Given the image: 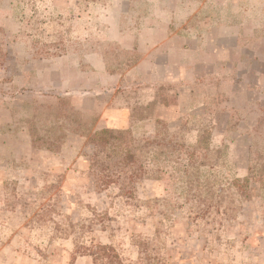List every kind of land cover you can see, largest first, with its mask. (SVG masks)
Wrapping results in <instances>:
<instances>
[{
    "label": "rangeland",
    "instance_id": "374dc122",
    "mask_svg": "<svg viewBox=\"0 0 264 264\" xmlns=\"http://www.w3.org/2000/svg\"><path fill=\"white\" fill-rule=\"evenodd\" d=\"M105 130L144 156L132 199L97 186ZM101 246L264 264V0H0V264Z\"/></svg>",
    "mask_w": 264,
    "mask_h": 264
},
{
    "label": "trees",
    "instance_id": "16d2710c",
    "mask_svg": "<svg viewBox=\"0 0 264 264\" xmlns=\"http://www.w3.org/2000/svg\"><path fill=\"white\" fill-rule=\"evenodd\" d=\"M89 137V143L93 146L91 168L97 177L98 188L106 189L111 185H118L123 196L132 199L137 182L144 177L146 171L142 152L133 148L122 131H98ZM99 256L106 259L108 264L117 263L118 257L112 247L101 246Z\"/></svg>",
    "mask_w": 264,
    "mask_h": 264
}]
</instances>
